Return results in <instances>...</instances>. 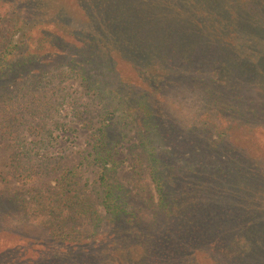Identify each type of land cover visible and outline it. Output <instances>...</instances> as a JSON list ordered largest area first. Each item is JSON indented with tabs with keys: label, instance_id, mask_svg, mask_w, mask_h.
Here are the masks:
<instances>
[{
	"label": "trees",
	"instance_id": "trees-1",
	"mask_svg": "<svg viewBox=\"0 0 264 264\" xmlns=\"http://www.w3.org/2000/svg\"><path fill=\"white\" fill-rule=\"evenodd\" d=\"M53 2L91 25L87 28L96 31V41L60 32L49 19L55 10L51 3L26 0L32 15L42 9L41 16H47H34L29 24L37 28L33 49L26 29L18 35L21 14L0 0V137L17 142L20 116L28 106L20 99L26 100L36 80L29 78L26 93L19 86L24 88L30 72L62 57L66 46H74L73 67L80 66L76 72L102 102L103 112L77 166L20 167V187L37 174L60 169L46 194L0 197V222L13 212L31 221L46 218L44 235L79 252L90 243L111 241L98 262L86 264H264V109H250L240 94L246 86L255 88L264 106V0ZM3 32L9 33L7 42ZM99 41L117 49L97 46ZM130 57H139L140 65ZM94 70L107 80L93 78L89 72ZM171 88L188 89L212 110L198 115V121L178 118L163 99ZM44 107L32 111L37 118H47L50 111ZM125 122L135 131L155 192L151 203L144 186L137 189L145 205L155 204L149 220L111 180ZM31 124L30 134L50 136L44 125ZM84 165L95 168L103 214L75 181ZM14 251L0 252V264H37L25 252L18 260Z\"/></svg>",
	"mask_w": 264,
	"mask_h": 264
},
{
	"label": "rangeland",
	"instance_id": "rangeland-1",
	"mask_svg": "<svg viewBox=\"0 0 264 264\" xmlns=\"http://www.w3.org/2000/svg\"><path fill=\"white\" fill-rule=\"evenodd\" d=\"M4 1L7 2V4H4L6 9L10 10L11 5H13L14 9L21 14L22 19H24L22 24L24 25L19 29L18 35L20 36L22 29H26L29 35H31L29 42L34 49L36 43L35 41L34 43L32 42L34 37L37 36V28L30 26L36 21V18L33 17L38 16L40 20H43L47 16H41L40 10L42 9H39L37 15H32L31 11L34 10L29 7L27 8L26 0ZM53 1L55 0H45L44 5L51 3V6L55 7L54 11H51L48 7L47 10L46 8L44 9L51 11L50 15L52 18H48L54 20L53 22L60 32L63 31V33H68L71 37L73 36L80 40L84 38L88 39L89 37L92 41H96V31H88L89 26L92 27L91 25L73 18L68 13L69 8L62 7V5H58ZM43 13H45L44 10ZM249 22H252V20L250 19ZM252 24L255 25L253 22ZM22 34L24 35V33ZM1 35L3 42H7L9 33L3 32ZM19 36L16 37V40L19 39ZM37 46L39 47V44ZM76 46H78V43H76ZM97 46H108L110 50L117 49V46L112 45L111 42L105 44L99 41ZM65 50L66 53L62 57L56 58L42 66L38 72L34 74L30 72L26 75L23 87L24 85L26 87L28 80L34 78L36 84L28 89L25 95L26 100L25 98L22 100L19 98L21 102H27L28 106L25 113H21L23 118H21L20 114H15L20 116L22 123V126L19 128L20 135L17 142H9L0 137V197L3 199L15 196L20 191H23L21 195L25 199H31L33 194L37 192L40 195L48 193L50 187L54 185V180L57 179L58 169L61 167L73 168L77 166L89 149L93 128L97 127L100 115L103 112L102 102L93 94L90 86L84 84L83 80L79 78L80 75L76 71L80 66H77L79 68L73 67L74 63L72 62L73 57L71 55L75 53L74 46H66ZM130 59L137 65H140L141 59L139 57H130ZM248 63L246 64L249 66L251 63ZM122 69L125 73H128L130 70L129 68ZM89 73L93 78L107 80V78L95 70ZM30 77L31 79H29ZM25 87L20 88L19 86V89H22L26 93ZM246 87L248 90L243 88L240 94L243 96L247 107L250 109L255 107L259 110L264 109L263 104H261L262 99L257 91L254 90L255 88ZM19 89L16 90L14 88L13 97H17L16 94H19ZM34 93L36 97L31 96ZM162 94L167 107L170 108L175 116L184 121H198V115L204 111H209L210 108L212 110V107L208 103L199 96H192L188 89L177 88L172 91L171 88ZM39 105H45V111H50L46 116L47 118H37L36 113L32 112ZM79 117L84 122H88L90 126H83V123L79 121ZM33 121L35 124H42L47 129H50L48 133L50 136L48 137L46 134H30V131L28 132L26 128L32 125L31 122L33 123ZM54 124H64L65 126H61L63 129L58 128L57 130L53 128ZM126 125V136L118 146L115 158L119 165L111 180L124 187L134 209L138 210L140 214H144L145 218L149 220L153 214V206L155 204H151L150 207L145 205L143 198L138 195L137 189L143 185L151 203L156 202L155 192L149 177L145 174V161L138 145L135 131L128 122ZM253 125L257 126L261 124L256 123ZM213 135H215L214 131H212V137ZM12 159L15 162L11 161ZM38 165L42 167L58 166L60 168L52 171L53 173L48 176L37 174L36 178L28 180L24 187H20L17 182L20 167L27 170V168L37 167ZM133 165L136 167H133ZM94 169V167L84 165L80 170V176L75 181L79 183L80 192L84 193L100 214H103L104 210L100 202V192ZM140 170L142 175L139 172ZM45 219L31 221L27 217L14 212L9 214L7 218L0 222L1 255L7 251L8 254H11L15 250L14 252L19 255L17 257L18 260H22L21 257L25 252L30 261L32 263L37 261V264H86L88 261L95 260V262H98L108 245L111 244V241H105L106 243L103 244L100 241H96L87 245L83 249L85 251L79 252L77 248L71 245L58 244L45 236V230L43 229L46 223ZM84 229L88 231L87 228ZM6 233L10 235H6ZM18 234L24 235V237H20ZM14 252L13 254H15Z\"/></svg>",
	"mask_w": 264,
	"mask_h": 264
}]
</instances>
